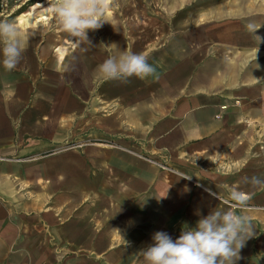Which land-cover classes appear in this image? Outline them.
I'll use <instances>...</instances> for the list:
<instances>
[{"label":"crops","instance_id":"crops-1","mask_svg":"<svg viewBox=\"0 0 264 264\" xmlns=\"http://www.w3.org/2000/svg\"><path fill=\"white\" fill-rule=\"evenodd\" d=\"M40 4L15 17L21 63L0 65V264H140L233 191L255 232L236 264H264V188L245 182L264 177V0L104 17L87 51ZM112 43L156 75L103 80Z\"/></svg>","mask_w":264,"mask_h":264},{"label":"clouds","instance_id":"clouds-1","mask_svg":"<svg viewBox=\"0 0 264 264\" xmlns=\"http://www.w3.org/2000/svg\"><path fill=\"white\" fill-rule=\"evenodd\" d=\"M61 29L84 51L94 45L89 31L103 27L105 0H47ZM251 32L258 29L249 23ZM29 33H22L13 21L0 18V65L13 71L27 50ZM113 51L98 66L105 81L126 84L130 78L144 80L156 75V68L144 53L120 50L116 43L108 45ZM190 178V177H186ZM245 182L264 188V177L253 175ZM219 199V197L217 196ZM230 207L215 208L202 216L194 228H185L175 240L164 231L154 233L153 244L139 250L135 256L140 264H236L246 242L255 234L247 214L248 200L240 191L227 197ZM199 215V213H197ZM123 244L129 242L123 239Z\"/></svg>","mask_w":264,"mask_h":264},{"label":"rangeland","instance_id":"rangeland-1","mask_svg":"<svg viewBox=\"0 0 264 264\" xmlns=\"http://www.w3.org/2000/svg\"><path fill=\"white\" fill-rule=\"evenodd\" d=\"M13 1L16 0H12V3L10 4L9 2L7 3L6 0H3L0 18L10 19L15 24H19L20 26H23V24H29L31 22L29 19L31 18H39L42 10L47 8V6L43 5L40 7V3H42L43 0H34L28 4L22 5V7H20L22 9L18 14L16 12L20 10V8L15 9ZM215 1L216 0H105L104 17L114 18L118 13H125L129 19L132 18L136 19V22H143L145 18L151 16V9L167 7L183 8L185 6L198 8L201 2L206 4L207 2L214 3ZM145 9L147 10L145 11ZM27 13H31V16L29 17V15H27L25 18L28 20L23 24L19 22L18 19L15 20V17L21 16V21H23L25 19L23 15H26ZM43 15L46 17L44 12ZM94 32L95 31H89L88 34Z\"/></svg>","mask_w":264,"mask_h":264},{"label":"trees","instance_id":"trees-1","mask_svg":"<svg viewBox=\"0 0 264 264\" xmlns=\"http://www.w3.org/2000/svg\"><path fill=\"white\" fill-rule=\"evenodd\" d=\"M6 2L8 3L9 1L6 0ZM28 3H30V2H28ZM28 3H27V4H28ZM2 5H3V0H0V14H1V12H2ZM21 9H22V8H20V10H18L16 13L19 14V11H21Z\"/></svg>","mask_w":264,"mask_h":264},{"label":"built area","instance_id":"built-area-1","mask_svg":"<svg viewBox=\"0 0 264 264\" xmlns=\"http://www.w3.org/2000/svg\"><path fill=\"white\" fill-rule=\"evenodd\" d=\"M2 161H5V160H3L2 158H0V162H2Z\"/></svg>","mask_w":264,"mask_h":264}]
</instances>
